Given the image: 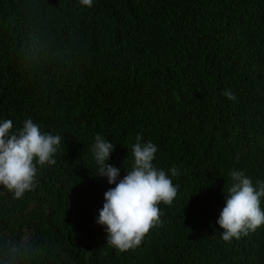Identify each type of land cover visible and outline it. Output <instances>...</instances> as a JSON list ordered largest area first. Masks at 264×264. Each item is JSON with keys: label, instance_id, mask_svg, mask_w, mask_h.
Here are the masks:
<instances>
[{"label": "trees", "instance_id": "trees-1", "mask_svg": "<svg viewBox=\"0 0 264 264\" xmlns=\"http://www.w3.org/2000/svg\"><path fill=\"white\" fill-rule=\"evenodd\" d=\"M29 118L62 142L22 199L0 185V264H264V224L216 223L233 169L264 181V0H0V123ZM138 133L178 191L121 253L92 148L114 143L123 179Z\"/></svg>", "mask_w": 264, "mask_h": 264}, {"label": "clouds", "instance_id": "clouds-1", "mask_svg": "<svg viewBox=\"0 0 264 264\" xmlns=\"http://www.w3.org/2000/svg\"><path fill=\"white\" fill-rule=\"evenodd\" d=\"M80 3L91 7L93 0H80ZM222 95L232 101L236 99L231 89H226ZM135 139L132 146L134 164L123 179H120V169L108 163L115 144L98 134L92 148L97 165L95 175L106 177L109 185H115L104 193L105 202L96 223L106 226L107 244L121 253L138 247L146 234L161 223L158 205H171L178 191V185L173 184L168 174L153 165L157 146L151 141L143 142L139 133ZM61 142L59 135L42 134L30 118L16 131H13L11 120L0 123V185L15 199H22L26 192L36 187L37 165L56 164L54 154ZM170 172L172 176L179 175L175 167ZM229 175L232 184L216 221L223 229L222 239L226 242L255 232L264 224V211L260 206L264 181L257 180L254 185L250 176L235 169Z\"/></svg>", "mask_w": 264, "mask_h": 264}]
</instances>
